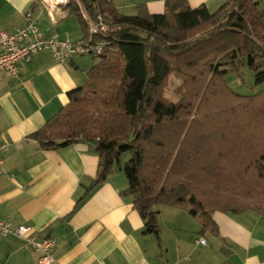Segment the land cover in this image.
I'll return each mask as SVG.
<instances>
[{"label": "trees", "instance_id": "1", "mask_svg": "<svg viewBox=\"0 0 264 264\" xmlns=\"http://www.w3.org/2000/svg\"><path fill=\"white\" fill-rule=\"evenodd\" d=\"M109 27L108 45L68 103L28 137L42 149L93 146L96 174L86 193L121 168L144 232L160 243L158 206L183 208L200 232L213 213L264 216V88L239 94L229 73L264 82V8L226 0L218 9L165 0L161 13L120 12L112 0H79ZM86 35L80 7L69 3ZM180 80L175 101L168 81Z\"/></svg>", "mask_w": 264, "mask_h": 264}, {"label": "crops", "instance_id": "2", "mask_svg": "<svg viewBox=\"0 0 264 264\" xmlns=\"http://www.w3.org/2000/svg\"><path fill=\"white\" fill-rule=\"evenodd\" d=\"M186 1L213 12L226 0ZM128 2L124 6L135 12L142 5L149 13H161L165 0ZM259 7L264 8V0ZM28 10L42 31L70 41L83 38L73 14L65 9L52 22L38 0H0V30L21 26ZM81 57L61 64L42 50L19 63L17 77L0 70V143L9 144L2 154L0 218L32 227L38 238L55 239V264H264V216L251 210L216 211L217 232H200L186 210L160 205L158 243L144 232L132 196L122 193L127 181L118 164L86 193L98 165L91 144L42 149L28 137L68 103L69 90L84 83L88 69ZM36 260L37 253L22 238L0 235V264Z\"/></svg>", "mask_w": 264, "mask_h": 264}, {"label": "built area", "instance_id": "3", "mask_svg": "<svg viewBox=\"0 0 264 264\" xmlns=\"http://www.w3.org/2000/svg\"><path fill=\"white\" fill-rule=\"evenodd\" d=\"M46 11L49 19L56 22L69 3L77 4L86 22V35L78 41L61 38L57 34L47 33L39 27V22L32 11L24 14V22L13 31L0 30V70L11 77H17L19 63L30 60L38 51L49 50L58 63H68L77 57L90 55L98 59L108 45L105 36L109 27L103 16L97 14L91 18L79 0H38ZM9 144L0 143V173L2 167V154L8 149ZM0 235H14L25 241V246L37 253L36 264H55L54 252L56 240L51 237L38 238L37 232L30 226L13 225L0 218ZM200 243H205L204 238H199Z\"/></svg>", "mask_w": 264, "mask_h": 264}, {"label": "rangeland", "instance_id": "4", "mask_svg": "<svg viewBox=\"0 0 264 264\" xmlns=\"http://www.w3.org/2000/svg\"><path fill=\"white\" fill-rule=\"evenodd\" d=\"M112 1L115 4V6L119 8V11L124 14L131 15V14L137 13V11L135 12L133 8L124 6L123 3L125 4L130 3L128 2L129 0H112ZM72 17L76 21V24H77L76 17L74 15H72ZM78 28L79 27L77 26V29ZM81 58H82L83 65L87 66L86 69H89V67H91L96 61V59H94L90 55H83ZM225 80L228 86L234 92L239 93V94H254L264 88V82L255 83V77L253 73L247 68H244L240 74L229 73L228 75H226ZM179 83H180V80L176 79L173 76H171L168 81V88L166 90V96L173 101L177 99L173 91H174V88Z\"/></svg>", "mask_w": 264, "mask_h": 264}]
</instances>
